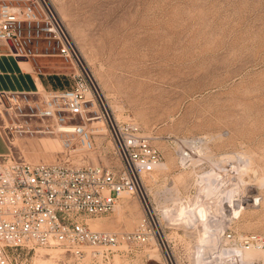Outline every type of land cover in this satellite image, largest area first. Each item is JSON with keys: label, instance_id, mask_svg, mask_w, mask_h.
<instances>
[{"label": "rangeland", "instance_id": "obj_1", "mask_svg": "<svg viewBox=\"0 0 264 264\" xmlns=\"http://www.w3.org/2000/svg\"><path fill=\"white\" fill-rule=\"evenodd\" d=\"M51 1L110 114L138 122L161 151L162 167L145 181L148 199L162 206L193 194L199 179L180 167L174 141L203 137L210 156L220 161L229 157L228 167L233 166L226 184L232 182L240 212L231 232L264 239V0ZM37 61L43 72H63L61 85L70 86L64 75L72 69L70 62L58 56ZM1 116V129L9 139L6 155L35 162L67 158L58 137L11 136ZM93 140L94 149L78 156L120 170L109 132L93 134ZM222 170L227 169L218 172ZM258 194L262 200L256 206L252 198ZM123 199L114 211L92 216L91 225L117 232L135 229L144 212L141 201L137 196ZM201 228H165L174 264H195ZM20 251L27 259L34 256ZM251 251L248 263L228 264H264V244ZM108 255L102 260L93 256L79 261L69 254L61 258L67 264L169 263L157 246L123 245ZM210 264L217 263L212 259Z\"/></svg>", "mask_w": 264, "mask_h": 264}, {"label": "built area", "instance_id": "obj_2", "mask_svg": "<svg viewBox=\"0 0 264 264\" xmlns=\"http://www.w3.org/2000/svg\"><path fill=\"white\" fill-rule=\"evenodd\" d=\"M0 43L21 59L58 56L72 66L64 73L70 78L69 87L0 94V114L11 136H56L67 154L66 159L55 162L0 155V264H67L65 259L53 257L52 251L63 256L69 254L79 261L93 256L102 260L123 245L160 247L169 259L168 264H174L165 228L193 229L206 220L212 225L214 240L205 248L197 242L193 259L208 257L207 264L212 259L217 264L220 261L228 264L236 261L242 251L263 246L264 239L258 234L236 237L231 232V224L240 212L231 189L227 194L232 182L226 184V180H230L233 166L228 167L229 158L220 161L210 156L203 137L182 140L179 144L174 141L180 167L191 169L199 179L193 194L164 206L148 199L145 181L162 167L161 151L153 144V136L138 122L131 118L120 120L110 114L51 0H0ZM96 120H103L106 125L121 161L118 171L78 156L94 149ZM220 168L227 170L218 172ZM206 173L220 183L218 187H209L199 201L207 214L196 224L183 222L177 209L193 203ZM127 196H137L144 210L135 229L117 232L91 225L92 216L114 211ZM261 200L258 194L252 198V204L260 205ZM212 246L217 252H213ZM223 249L232 252L222 254ZM20 250L33 252L34 256L27 259ZM38 257H47L51 263L37 260Z\"/></svg>", "mask_w": 264, "mask_h": 264}, {"label": "crops", "instance_id": "obj_3", "mask_svg": "<svg viewBox=\"0 0 264 264\" xmlns=\"http://www.w3.org/2000/svg\"><path fill=\"white\" fill-rule=\"evenodd\" d=\"M37 58L39 57L18 58L9 52L5 44L0 43V94L31 93L37 90L62 88L59 77L63 72H43L39 67L37 68L39 65ZM1 128L0 125V155H6L10 149L9 139Z\"/></svg>", "mask_w": 264, "mask_h": 264}, {"label": "bare ground", "instance_id": "obj_4", "mask_svg": "<svg viewBox=\"0 0 264 264\" xmlns=\"http://www.w3.org/2000/svg\"><path fill=\"white\" fill-rule=\"evenodd\" d=\"M79 54H80V52H79ZM96 123H101V125L95 124L94 134L100 136L103 133L107 132V128H106V125L104 124L103 120H96ZM227 158H229V157H227ZM214 163L217 164L216 161ZM206 175H207L206 177H203L202 185H201V187H199L198 194L194 197L193 203H191L189 206H187V205L186 206H180L177 209L178 216H179L180 219H182L183 222H186V223L194 222V224H196V220H198L199 218H204L206 216V214H207L205 206L202 203H200L199 201L203 199V194L207 190H209V187H213V186L214 187H218V185L220 183L219 182L215 183L210 178L209 173H206ZM221 175L222 176L226 175V172L223 171V173ZM231 185H232V183H231ZM229 189H231V192L234 191L233 187L231 186V187L228 188L227 194L229 192ZM165 200H167V199H165ZM170 200L172 202H176V200H174L173 198H171ZM237 206H239V204ZM96 225H98V224H94V227ZM201 226H202V228L199 229V235H198V239L197 240H198V244L201 245L202 248H205L206 246H209L210 243L214 240V238L212 236V231H211L212 230V225H211V223L208 220H206V221L201 223ZM225 252L231 253L232 251L231 250L227 251L226 249H223L221 251L222 254H224ZM252 252L253 251H251V250L250 251H246V252L242 251L240 254H238V256H236V260L244 262V263H246V262L248 263L249 260L251 259ZM198 253L200 254L201 252L198 251ZM51 254L55 258H60L61 257L59 252L58 253H54V254L51 252ZM209 257H212L211 252H209ZM207 258L208 257H204V259L201 258V257H198V258L194 257V263L200 262L201 264H207L205 262V259H207ZM39 259L42 260V261L51 263V261H48L47 257H38L37 260H39ZM206 261L208 262L209 260H206Z\"/></svg>", "mask_w": 264, "mask_h": 264}]
</instances>
